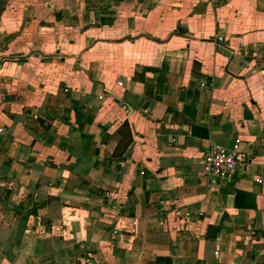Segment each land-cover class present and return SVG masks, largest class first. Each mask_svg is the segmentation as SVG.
<instances>
[{"label":"crops","instance_id":"crops-1","mask_svg":"<svg viewBox=\"0 0 264 264\" xmlns=\"http://www.w3.org/2000/svg\"><path fill=\"white\" fill-rule=\"evenodd\" d=\"M169 256L264 264V0H0V264Z\"/></svg>","mask_w":264,"mask_h":264},{"label":"built area","instance_id":"built-area-1","mask_svg":"<svg viewBox=\"0 0 264 264\" xmlns=\"http://www.w3.org/2000/svg\"><path fill=\"white\" fill-rule=\"evenodd\" d=\"M210 3H220L226 0H205ZM218 41H223L222 35L217 36ZM249 161L247 153L241 149L225 147L212 143L204 154L203 172L209 178H218L224 182H233L239 172L244 170ZM188 215L182 216L187 219ZM117 233V231H115Z\"/></svg>","mask_w":264,"mask_h":264},{"label":"trees","instance_id":"trees-1","mask_svg":"<svg viewBox=\"0 0 264 264\" xmlns=\"http://www.w3.org/2000/svg\"><path fill=\"white\" fill-rule=\"evenodd\" d=\"M122 131H123V133H126L129 136V138L126 142V146H127L132 140L131 132H130L128 123H126V122L123 123ZM193 133H195L199 136H202V137H207L208 136V129L206 127H203V126L194 125L193 126ZM164 264H173V258L171 256L167 257Z\"/></svg>","mask_w":264,"mask_h":264},{"label":"water","instance_id":"water-1","mask_svg":"<svg viewBox=\"0 0 264 264\" xmlns=\"http://www.w3.org/2000/svg\"><path fill=\"white\" fill-rule=\"evenodd\" d=\"M210 231H212V233H215V229H214L213 227H209V229H208V233H209V234H211Z\"/></svg>","mask_w":264,"mask_h":264}]
</instances>
